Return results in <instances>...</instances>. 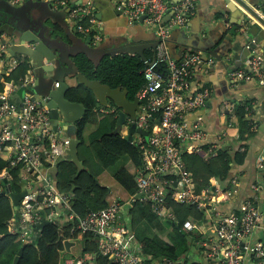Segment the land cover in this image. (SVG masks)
Listing matches in <instances>:
<instances>
[{
    "label": "built area",
    "instance_id": "2783aa9c",
    "mask_svg": "<svg viewBox=\"0 0 264 264\" xmlns=\"http://www.w3.org/2000/svg\"><path fill=\"white\" fill-rule=\"evenodd\" d=\"M21 5L27 0H7ZM40 1V0H28ZM53 10L66 11L75 31L90 37L96 45L101 37L92 0H50ZM118 9L128 18L130 25L142 22L156 38L154 58L143 62L144 86L137 92L139 112L136 126L148 134L147 139L134 134L132 142L140 151V166L133 172L138 199L150 203L151 211L159 221H172L173 214L165 206L169 197L182 205L197 206L204 211V222L199 225L187 220L182 225L186 234L198 235L193 240V251L204 264H264V156L257 159L260 176L248 185L241 199L242 180L235 176L230 188L224 190L218 183L197 191L191 173L181 160L186 149L199 151L206 143L207 133L201 123H189L187 116L202 109L212 96L211 89L204 85L194 88V73L208 72L214 61H204L199 53L183 51L173 59L168 51L170 33L184 28L194 11L189 1L173 3L172 0H119ZM170 17L165 21V17ZM12 39L0 35V62L8 54ZM29 47V45H27ZM9 61V60H8ZM11 64L18 61L11 58ZM164 65V69L161 66ZM231 85L251 81H264V48L262 57L254 55L242 67L227 73ZM32 69L18 83L4 82L0 92V158L7 163L0 183L11 180L9 171L18 168L21 192L17 218L7 225L10 233L22 242L30 241L35 234L34 226L42 221L61 225L75 221L74 229L79 235L90 234L96 242V253L113 264H189L167 259L154 260L143 254L140 244L130 230L126 209L135 197L124 203L114 200L110 206L84 217L76 216L70 208L69 197L59 193L49 171L60 163L70 160V139L52 129L47 108L48 97L33 100L29 93L34 86ZM57 86V85H55ZM23 90L19 101L13 96ZM113 110L100 108L99 114ZM223 121L235 120V102L226 101L219 110ZM226 124V123H225ZM224 134L215 136L209 155L215 156L218 148L225 147ZM136 194V195H137ZM240 198L238 206L223 212L222 206ZM191 259V257L189 256ZM63 264H95L94 255L64 257Z\"/></svg>",
    "mask_w": 264,
    "mask_h": 264
},
{
    "label": "trees",
    "instance_id": "16d2710c",
    "mask_svg": "<svg viewBox=\"0 0 264 264\" xmlns=\"http://www.w3.org/2000/svg\"><path fill=\"white\" fill-rule=\"evenodd\" d=\"M10 56V55H9ZM2 57L7 62L11 58L18 61L17 66L7 76H1L0 92L4 82L18 83L32 68L27 55L15 54ZM146 60L154 58V50L144 51ZM78 71L89 80L99 81L102 85L111 88L121 87L127 90V98L132 101L137 92L144 86L142 70L143 61L137 57L122 55L112 59L105 58L95 68L84 57L77 59ZM164 69V65L161 66ZM70 99L82 104L86 113L73 130L76 146V157L82 170L71 160L60 163L54 179L55 188L59 193L69 197L71 211L79 217L88 213L105 209L114 201L110 189L99 184L98 178L108 169L119 162L126 160L131 169L119 168L114 174L115 182L129 196L136 197L137 186L133 172L140 166V151L135 144L124 140V135L113 134L116 129V112L110 114L97 113L96 100L91 92L81 85L75 92L70 93ZM250 101L235 102V123L237 135L235 138L226 137V146L218 148L215 156L209 155L212 142L199 146V151L186 149L181 153V160L191 173L194 187L197 191L218 183L224 190L230 188L233 177H239L236 168L242 167L248 158V142L256 135L254 122L249 116ZM226 126L229 118L224 121ZM92 124L96 128L86 138L83 130L86 125ZM7 163L0 158V177H3ZM11 180L0 183V264H12L14 258L22 249L19 264H59L60 252L64 250L63 242L75 241L78 232L74 229L75 221L55 225L48 223L33 235L30 241L22 242L16 235L10 233L7 222L14 219L12 203L9 195L20 193L18 168L9 171ZM260 174V173H259ZM256 180V179H255ZM165 206L173 214L172 221H159L152 213L150 203L134 200L126 209L125 216L129 220V228L135 239L142 244L143 254L154 260L167 259L170 261H184L189 264H204L202 260L190 259L192 242L198 235L186 234L182 225L187 220L201 225L204 222V211L197 206L182 205L173 202L169 197ZM157 228L163 232L165 227L170 228L163 241L156 235H149L144 227ZM61 232V234H60ZM82 250L80 255H94L95 264H113L106 257L96 253V242L90 234L81 238ZM68 254L65 256L67 257Z\"/></svg>",
    "mask_w": 264,
    "mask_h": 264
},
{
    "label": "crops",
    "instance_id": "0c3cea01",
    "mask_svg": "<svg viewBox=\"0 0 264 264\" xmlns=\"http://www.w3.org/2000/svg\"><path fill=\"white\" fill-rule=\"evenodd\" d=\"M74 1L78 3L84 0ZM92 1L95 20L98 27L97 31L101 37L100 41L96 44V46L100 49V53L96 56H91L92 62L87 60L82 54L77 53L87 47L84 43L88 37H84L75 31L74 25L68 20L67 14L65 13L66 11L59 14L62 10H53L49 4L50 0L32 2L49 7L50 11L54 13V15L50 14L52 21H50L48 14L39 10L26 12L24 16V19L29 21L30 25L32 23L37 29L36 32L40 33L46 41L49 38L52 39V46L58 52L59 56L61 55L64 58L63 66H67L69 69H72V66L77 67V59L80 57H84L87 61L94 65V63H97L102 57H105V54L112 53L114 57L122 56L118 55L117 51L121 49L123 43L130 42L134 46L142 47V45L156 41V38L153 36L151 31L148 30L143 23L139 22L136 25L129 24L128 18L121 10L118 9L119 0ZM172 1L173 3L189 1L194 6V11L189 17L184 28L173 30V32H171L172 35L170 33L171 39L169 38L168 41V51L170 50V44L173 55H178L181 53L180 51L184 47V43L193 39L196 44H199L200 49L205 51L207 50L211 54L208 55L207 60L212 59L214 61L212 67L208 69L207 73L201 71H196L194 73L193 90L194 88H197L198 85H204L205 87L211 89L212 96L202 109L187 116V121L189 123H201L203 130L208 135L206 142L214 141L215 136L220 134H224L223 139L226 137L235 138L237 135L235 120L230 123V126H226L223 119H221L219 115V110L221 109L222 104L226 101H250L249 116L255 123L254 128L256 135L248 142L249 155L247 160L242 167L236 168V172L240 174V178L242 180L240 189L241 199H243L246 197L245 195L248 194V185L260 176L259 173H262V171L257 169V159L260 156H264V81H251L233 86L227 79V73L229 70L242 67L248 60V58L243 60L240 55L241 46L237 41V36L240 31L239 33L236 31L235 35L231 33L234 28L239 29L238 22L240 17H238V12H224L222 5L224 0ZM261 1L264 2V0ZM37 24H40V26H37ZM248 41L249 40H247V42ZM253 43L258 47L261 43V39L258 36L254 37ZM25 46L27 47V45ZM94 47L95 46L90 45V48L94 49ZM186 48L187 51L197 53L196 49L194 50L189 46ZM247 51L250 54L253 52L248 49ZM75 52L76 55H74ZM200 55L202 56V54ZM217 57L221 60L216 59ZM202 58L204 59L203 56ZM16 66H13L10 60L4 63L0 62V81H2L1 76H7ZM31 66L34 81H40L37 86L38 92L42 94L45 92L47 84L43 81V76H38V74L35 73L36 71L32 64ZM66 83L69 87H75L74 80H67ZM80 121L81 120L75 123L70 131L65 130L64 127L66 125L61 124L58 127V132H62V135L68 137L69 139L75 138L73 130ZM89 125L90 131L87 134L85 133V128L88 126L86 125L82 132L84 138H86L96 128L92 124ZM123 135H125L124 130ZM104 173L98 178L100 185V178L103 177ZM50 176L53 180L55 179L51 173ZM109 189L112 190L111 186H109ZM124 193L125 194L122 195L127 197L124 201H128L130 196L126 192ZM113 200L120 199L113 197ZM240 201L239 197H235L225 203L221 210L223 212H230L238 206ZM81 238L82 236L78 235L75 241L68 240L74 243V246L70 247L68 255L71 254L77 243L80 244V249L82 250Z\"/></svg>",
    "mask_w": 264,
    "mask_h": 264
},
{
    "label": "water",
    "instance_id": "95a60500",
    "mask_svg": "<svg viewBox=\"0 0 264 264\" xmlns=\"http://www.w3.org/2000/svg\"><path fill=\"white\" fill-rule=\"evenodd\" d=\"M222 5L224 12H238L239 14V29L234 28L231 33L235 35L236 31L238 33L240 31L239 35L237 36V41L241 46L240 55L242 59H250L254 55L262 57L264 48V2L261 0H224ZM32 10H39L48 14L50 21H52L50 14L54 15V13H52L50 8L46 7L45 5L34 3L28 0L23 2L21 5H13L7 0H0V35L5 34L10 39H12V43L7 49V52L11 56L19 53L27 55L30 58L31 64L35 68V73L38 74V76H43L42 79L47 84L45 92L42 94L38 92L37 86L39 85L40 81L36 80L29 93L33 96V100H38L43 96L48 97L47 108L49 110L52 129L56 132L58 127L61 124H64L66 125L64 127L65 130L70 131L74 124L83 118L84 114L86 113L85 107L78 102L72 101L69 97L70 93L75 92L78 88V85H81L91 92L96 100L97 109H110L111 107L114 110L116 109V129L113 134L121 135V130L125 129L126 135L123 137V139L131 144L132 136L134 134H138L147 139L148 134L137 127L135 123L136 115L139 112V102L136 97L130 101L127 98L128 92L126 89L121 87L111 88L108 85H102L99 81L87 79L82 73L78 71L77 67L72 66V69H69L67 66H63L64 58L61 55L59 56L58 52L52 46V39L49 38L46 41L42 35H40V33L36 32L37 29L34 27V25L32 23L30 25L29 21L24 19L26 12ZM224 12L222 13L225 14ZM61 13H63V11H61L59 14ZM169 17L170 14H168L164 20L167 21ZM143 18L144 16H141L139 18V22H142ZM37 26H40V24H37ZM257 36L261 39V43L258 47L253 43V38ZM247 40L249 41L247 42ZM156 43L157 42L154 41L140 47L134 46L130 42H126L123 43V46L117 52L118 55L137 57L144 62L146 61L144 51L149 48L155 50ZM185 43L184 47L180 51L181 53L187 49V46H189L194 50L196 49L197 53L201 52L200 54H202L204 57V61L207 60L208 55H211L207 50L205 51L200 49L199 44H196L195 40L193 39ZM25 45H29V47H26ZM84 45L87 47L77 53L82 54L87 60L91 61L92 55L96 56L100 53V49L98 46L92 44L90 37L86 39ZM90 45L95 46L94 49L90 48ZM169 47L171 58L175 60L178 59L181 53L178 55H173L170 44ZM247 49L253 52L250 54ZM74 55H76V52ZM105 58L112 59L114 56L112 53L105 54V57H102L97 63H94V67L96 68ZM216 59L219 58L217 57ZM67 80H74L75 87H69L66 83ZM55 84L57 86H55ZM20 96L21 94L19 90V92L13 96V99L19 101ZM77 143L78 141L75 138L70 139L69 156L71 162H73L82 170V166L76 157ZM50 173L56 177L57 168L52 169ZM24 196V192L12 193L9 195L14 212L17 211V206ZM140 196L141 194H137L135 198L139 199ZM14 218H17L16 213L14 214ZM46 224H48L46 221L36 224L33 231L37 233L39 229ZM63 246L64 250L60 252L59 264H63L65 255L69 253L70 247L74 246V243L66 240L63 242ZM21 253L22 249L19 250L12 264H19Z\"/></svg>",
    "mask_w": 264,
    "mask_h": 264
},
{
    "label": "rangeland",
    "instance_id": "374dc122",
    "mask_svg": "<svg viewBox=\"0 0 264 264\" xmlns=\"http://www.w3.org/2000/svg\"><path fill=\"white\" fill-rule=\"evenodd\" d=\"M9 55L10 54L8 53L6 56H9ZM20 94L23 95V90H21V89H20ZM89 126L90 125H88L85 128V133L86 134L90 131V127ZM123 166L126 167L129 170L131 169V166H129L128 163L126 164V160H124V161L119 162L113 168H110V169L106 170L104 175H103V177L100 178L101 185L104 186V187H107V188H109V186H111V188H112V190L110 189L111 190V196L120 199V200H116V201H120L122 203H124V200H126L127 197L122 195V194H125V193H124L123 189L113 179V174L119 168H121ZM117 194H119V195H117ZM144 230H146L149 233V235H151V236L156 235V236L160 237L163 241H166V239H167L166 236H167L168 232L170 231V228L165 227L163 232H160V231H158V229L156 227L155 228L153 227L152 229H150V228H147L145 226ZM80 250H81L80 249V244L77 243L75 245V247L73 248L71 254L68 255V256H75L77 254L80 255ZM79 255H77V256H79ZM190 257H191V259H199L198 256L196 254H194L193 249L191 250Z\"/></svg>",
    "mask_w": 264,
    "mask_h": 264
},
{
    "label": "flooded vegetation",
    "instance_id": "af4514ba",
    "mask_svg": "<svg viewBox=\"0 0 264 264\" xmlns=\"http://www.w3.org/2000/svg\"><path fill=\"white\" fill-rule=\"evenodd\" d=\"M111 110H113L114 112H116V109L114 110V109H112V107H111ZM123 129H124V128H123ZM122 132H123V130H121V134H123ZM124 132L126 133L125 129H124ZM125 135H126V134H125ZM125 135H124V136H125ZM132 144H133V142H132Z\"/></svg>",
    "mask_w": 264,
    "mask_h": 264
},
{
    "label": "clouds",
    "instance_id": "9594fccd",
    "mask_svg": "<svg viewBox=\"0 0 264 264\" xmlns=\"http://www.w3.org/2000/svg\"><path fill=\"white\" fill-rule=\"evenodd\" d=\"M104 109V108H103ZM113 109V108H112ZM109 110V109H108ZM110 110H111V108H110Z\"/></svg>",
    "mask_w": 264,
    "mask_h": 264
}]
</instances>
